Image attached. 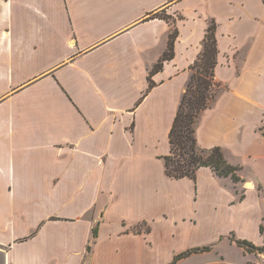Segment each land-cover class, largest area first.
<instances>
[{
  "label": "crops",
  "instance_id": "obj_1",
  "mask_svg": "<svg viewBox=\"0 0 264 264\" xmlns=\"http://www.w3.org/2000/svg\"><path fill=\"white\" fill-rule=\"evenodd\" d=\"M211 23L220 91L195 139L238 183L164 172ZM263 128L264 0H0V264H171L227 235L263 248Z\"/></svg>",
  "mask_w": 264,
  "mask_h": 264
},
{
  "label": "trees",
  "instance_id": "obj_2",
  "mask_svg": "<svg viewBox=\"0 0 264 264\" xmlns=\"http://www.w3.org/2000/svg\"><path fill=\"white\" fill-rule=\"evenodd\" d=\"M158 17L168 20L165 16L160 15ZM176 37V31L168 36L167 52L149 72V89L153 87L150 77L161 70L165 61H170L173 58V46ZM216 53L215 25L211 23L202 41L201 52L190 68L191 77L180 100L168 135L170 154L163 157L162 160L165 176L170 179L194 181L198 169L209 168L219 178H230L233 183L240 181L236 175L237 169L227 164L220 148L202 149L195 139V128L201 114L213 104L220 91V87L213 80ZM260 232H263L262 228H260ZM96 237L97 228H93L92 238L95 239ZM235 244L248 252L252 250L262 252L264 250V247L255 248L246 242L236 241ZM89 249L90 247H88ZM199 251H206V248L182 253L175 257L171 264H176L177 261Z\"/></svg>",
  "mask_w": 264,
  "mask_h": 264
},
{
  "label": "rangeland",
  "instance_id": "obj_3",
  "mask_svg": "<svg viewBox=\"0 0 264 264\" xmlns=\"http://www.w3.org/2000/svg\"><path fill=\"white\" fill-rule=\"evenodd\" d=\"M201 234H204L201 232ZM232 239L230 235H227L223 240L217 245L207 246L208 251H203L191 256L181 263L178 264H264V250L262 252H254L253 250L248 253V255L229 244V240ZM188 238L184 239L186 243ZM201 241V240H199ZM163 249L160 250V256L163 253ZM163 257L158 259H153L152 264H162Z\"/></svg>",
  "mask_w": 264,
  "mask_h": 264
},
{
  "label": "bare ground",
  "instance_id": "obj_4",
  "mask_svg": "<svg viewBox=\"0 0 264 264\" xmlns=\"http://www.w3.org/2000/svg\"><path fill=\"white\" fill-rule=\"evenodd\" d=\"M247 187H248V188H250V187H251V185H250V184H247Z\"/></svg>",
  "mask_w": 264,
  "mask_h": 264
}]
</instances>
